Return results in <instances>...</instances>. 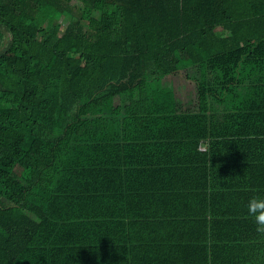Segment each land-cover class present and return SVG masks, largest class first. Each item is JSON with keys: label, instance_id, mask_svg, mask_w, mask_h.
Instances as JSON below:
<instances>
[{"label": "trees", "instance_id": "1", "mask_svg": "<svg viewBox=\"0 0 264 264\" xmlns=\"http://www.w3.org/2000/svg\"><path fill=\"white\" fill-rule=\"evenodd\" d=\"M253 201L264 0H0V264H264Z\"/></svg>", "mask_w": 264, "mask_h": 264}, {"label": "rangeland", "instance_id": "2", "mask_svg": "<svg viewBox=\"0 0 264 264\" xmlns=\"http://www.w3.org/2000/svg\"><path fill=\"white\" fill-rule=\"evenodd\" d=\"M169 80L172 82V86L174 87L176 98L178 99L179 107L181 108L182 112L188 110V108L194 111L198 104L196 89L197 85L195 81L193 79L187 78L186 71H182L179 74L173 75L170 77V79H168V81Z\"/></svg>", "mask_w": 264, "mask_h": 264}, {"label": "clouds", "instance_id": "3", "mask_svg": "<svg viewBox=\"0 0 264 264\" xmlns=\"http://www.w3.org/2000/svg\"><path fill=\"white\" fill-rule=\"evenodd\" d=\"M264 207V201H253L250 205V211H255L256 208ZM257 221L264 224V215L257 216Z\"/></svg>", "mask_w": 264, "mask_h": 264}, {"label": "crops", "instance_id": "4", "mask_svg": "<svg viewBox=\"0 0 264 264\" xmlns=\"http://www.w3.org/2000/svg\"><path fill=\"white\" fill-rule=\"evenodd\" d=\"M174 93H175V91H174ZM175 96H176V94H175ZM176 100L178 102V99L177 98H176ZM162 148H163V146L157 147V152L158 153H156V154L161 153ZM146 157L149 158V153L148 152H145V153L142 154V158H146ZM153 160H155V159H153Z\"/></svg>", "mask_w": 264, "mask_h": 264}]
</instances>
